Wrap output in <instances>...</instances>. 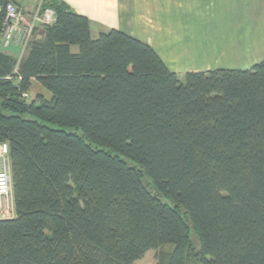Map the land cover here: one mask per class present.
Wrapping results in <instances>:
<instances>
[{
  "label": "trees",
  "instance_id": "16d2710c",
  "mask_svg": "<svg viewBox=\"0 0 264 264\" xmlns=\"http://www.w3.org/2000/svg\"><path fill=\"white\" fill-rule=\"evenodd\" d=\"M43 9L56 20L21 58L0 12V264H137L167 246L158 264H264V62L182 81L147 44Z\"/></svg>",
  "mask_w": 264,
  "mask_h": 264
},
{
  "label": "crops",
  "instance_id": "0c3cea01",
  "mask_svg": "<svg viewBox=\"0 0 264 264\" xmlns=\"http://www.w3.org/2000/svg\"><path fill=\"white\" fill-rule=\"evenodd\" d=\"M14 1L31 14L42 0ZM59 1L90 21L93 38L123 32L150 46L182 81L191 72L250 70L264 62V0Z\"/></svg>",
  "mask_w": 264,
  "mask_h": 264
},
{
  "label": "built area",
  "instance_id": "2783aa9c",
  "mask_svg": "<svg viewBox=\"0 0 264 264\" xmlns=\"http://www.w3.org/2000/svg\"><path fill=\"white\" fill-rule=\"evenodd\" d=\"M43 1L31 14H27L13 0H9L4 7L0 6V12L4 11L5 13L1 28L4 49L16 47L24 52L32 41L36 29L40 26L54 24V12L44 10ZM23 97L28 98L29 95L25 93ZM9 155L8 143L0 142V220L10 218L14 212Z\"/></svg>",
  "mask_w": 264,
  "mask_h": 264
},
{
  "label": "rangeland",
  "instance_id": "374dc122",
  "mask_svg": "<svg viewBox=\"0 0 264 264\" xmlns=\"http://www.w3.org/2000/svg\"><path fill=\"white\" fill-rule=\"evenodd\" d=\"M36 3V2H35ZM4 52H7L8 54H10V55H14V56H16V57H18L19 58V56H20V53H22V51H21V49H19V48H15V47H10V48H8V49H6V50H3ZM25 54V51L23 52V54L21 55V57L23 56ZM20 57V58H21ZM40 89L42 90L40 93L41 94H43L44 96H45V98H47V99H51L52 98V95H51V93L49 92V91H47L46 89H44V88H42L41 86H40ZM33 91V93H35V95L38 93L39 94V89L37 90V89H33L32 90ZM34 95V96H35ZM30 96H31V99H33L34 98V96L33 95H31L30 94ZM71 131L72 132H76V133H80L81 131H79V130H75V129H71ZM194 243L195 244H197V239H196V237H194ZM171 251H172V247H170V246H167V247H164V248H162L161 250H159V251H150V252H148L147 254H146V256L141 260V261H139L137 264H158L159 263V258H160V255L162 254V253H171Z\"/></svg>",
  "mask_w": 264,
  "mask_h": 264
}]
</instances>
